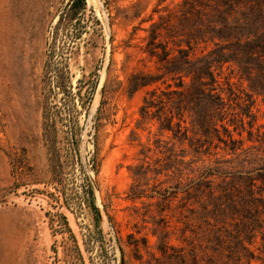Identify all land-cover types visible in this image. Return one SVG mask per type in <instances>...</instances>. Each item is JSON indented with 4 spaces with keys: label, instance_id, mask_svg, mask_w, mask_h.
Wrapping results in <instances>:
<instances>
[{
    "label": "rangeland",
    "instance_id": "rangeland-1",
    "mask_svg": "<svg viewBox=\"0 0 264 264\" xmlns=\"http://www.w3.org/2000/svg\"><path fill=\"white\" fill-rule=\"evenodd\" d=\"M72 1L0 0V264H155L148 251L160 256L158 208L149 205L157 199H131V168L143 146L168 138L155 122H140L146 91L130 94L128 83L155 70L142 49L160 0H85L71 20ZM231 82L248 92L246 82ZM255 99L263 124L264 100ZM212 152L197 166L253 167L216 164L234 156ZM159 157L149 155L151 168ZM194 176L150 172L141 184L147 194H170ZM141 238L149 248L141 241L137 252ZM260 241L251 246L257 254ZM170 243L181 244L175 236Z\"/></svg>",
    "mask_w": 264,
    "mask_h": 264
},
{
    "label": "trees",
    "instance_id": "trees-1",
    "mask_svg": "<svg viewBox=\"0 0 264 264\" xmlns=\"http://www.w3.org/2000/svg\"><path fill=\"white\" fill-rule=\"evenodd\" d=\"M167 1L160 0L153 9L158 19L150 17L142 49L155 70L133 73L128 83L130 94L146 91L140 122H155L160 135L168 138H156L154 147L143 146L142 162L131 168V199H157L149 206L158 208L152 234L158 238L160 256L148 251L150 261L264 264V123H258L253 111L255 96L264 100V0H170L162 6ZM80 9H85V0H73L71 20ZM232 78L240 86L246 82L248 92L237 89ZM246 141L257 145L244 148ZM212 148L234 156L216 164L253 167L231 172L218 165L197 166L204 156L217 154ZM151 153L160 156L155 168L148 162ZM169 171L180 178L195 176L186 184L179 181L170 194H147L141 182L148 181V174ZM172 236L181 244H171ZM258 238L260 254L251 249ZM141 241L149 248L141 238L134 244L137 252Z\"/></svg>",
    "mask_w": 264,
    "mask_h": 264
},
{
    "label": "bare ground",
    "instance_id": "bare-ground-1",
    "mask_svg": "<svg viewBox=\"0 0 264 264\" xmlns=\"http://www.w3.org/2000/svg\"><path fill=\"white\" fill-rule=\"evenodd\" d=\"M95 2V1H94Z\"/></svg>",
    "mask_w": 264,
    "mask_h": 264
}]
</instances>
